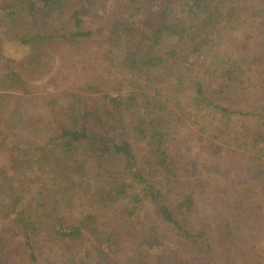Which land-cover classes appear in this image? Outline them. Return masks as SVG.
Wrapping results in <instances>:
<instances>
[{
	"label": "trees",
	"instance_id": "16d2710c",
	"mask_svg": "<svg viewBox=\"0 0 264 264\" xmlns=\"http://www.w3.org/2000/svg\"><path fill=\"white\" fill-rule=\"evenodd\" d=\"M96 1L2 0L0 9L17 19L22 4L31 23H66L54 34L36 30L31 41L62 36L79 42L92 34L83 29V21ZM151 1L118 0L124 8L132 3L131 12L113 20L116 30L105 41L110 54L106 65L125 71L130 89H123L122 80L107 92L114 79L101 75L99 81L66 92L62 103L50 97V115L42 122L41 114L36 121L41 124L34 129L40 131L39 141L17 134L15 125L24 121L18 104L5 118L10 124L1 134L16 139L12 146L27 156L38 154L28 166L24 160L0 166V206L7 209L9 223L0 229L22 235L29 249L20 258L23 264L37 261L35 237L43 220L23 203L32 163L46 167L67 194L82 196L80 220L59 214L46 228V237L65 248L61 264H144L134 256L149 254L169 256L171 264L201 255L204 264H222L236 255L264 264V240L245 238L257 235L252 224L264 209V184L259 188L264 182V75L259 82L250 79L243 68L247 56L221 48L226 40L219 35L243 8L264 24V0L255 6L246 0H156L159 6ZM141 11L143 24L132 26V17ZM22 42L25 46L27 40ZM18 74H3L2 85L10 81L14 88ZM252 89L259 94L255 98L249 97ZM185 136L202 145L205 158L199 151L185 154ZM246 142L254 152L245 169L229 170L225 162ZM201 160L212 167L219 164L217 175L203 174ZM22 183L24 188H18ZM3 191L9 202L1 197ZM41 200L40 191L38 206ZM110 211L120 215L99 219ZM127 226L130 243L145 250L126 252L120 240L127 236ZM2 234L0 264L10 258L6 252L11 248ZM102 248L118 258L106 260ZM17 253L14 249L13 257Z\"/></svg>",
	"mask_w": 264,
	"mask_h": 264
},
{
	"label": "rangeland",
	"instance_id": "374dc122",
	"mask_svg": "<svg viewBox=\"0 0 264 264\" xmlns=\"http://www.w3.org/2000/svg\"><path fill=\"white\" fill-rule=\"evenodd\" d=\"M121 1L123 2L125 0ZM260 1L262 0H258V2ZM151 2L157 6L160 5L156 0ZM1 4L2 0H0ZM246 4L248 6H255V4L259 3H257V0H246ZM21 5H19V13L21 15L17 19L7 18L2 14V10L0 9V166L4 168L21 160L27 162V165L33 162V158L38 155L36 153L32 155L33 152H31V155L27 156L25 152L12 146L11 143L16 139L5 138L1 134L7 128L6 124H10V122L6 121L8 119L5 120V118L8 113H11L15 109L16 104H18L17 109L22 114L21 117L24 120L23 123L15 125L17 134L29 142L39 141L41 139L39 135L40 131L37 132L34 129L41 126L40 123H36L41 114H43L42 122L50 115L49 112L52 109L47 105V100L50 97L57 96L58 102L62 103L66 100V92L83 87L84 84H88L91 80L99 81L101 75L105 78L112 77V80L114 79L113 84L111 86L109 85L111 89L107 91L114 92L112 88H119L117 82H121L127 74L123 70H118L117 66L111 68V66L106 65L108 64L107 61H110V54H108L106 48L108 47L106 44L108 42L105 41H107L111 32L116 30L114 29L115 25H113V20L128 15L131 12L132 3L127 2V6L124 8L121 7L118 0H97L94 2L83 21V29L90 30L92 34L81 38L79 42L67 40L62 38V36L35 42L29 40L30 36L36 30L40 32L48 31V33L52 32L54 34L58 32L61 24L66 25V23L60 21L59 23L51 25L50 21H46L41 25L40 22L42 20L37 21V24L31 23L30 20L24 17L26 11H24V7ZM141 13L142 11L132 17L134 20L132 21V26L139 27L143 24V21L139 19L142 15ZM239 16L237 20L228 22L225 27L222 26V34L219 35L226 41L222 44L221 48L226 46L231 50L232 54L247 56L246 58L249 60V63H245L243 68L249 74L250 79L253 78L254 82H259L262 81L264 75V24L262 23V19H260L261 17L256 19L251 18L252 16L246 8L240 10ZM246 17H248L247 20L245 19ZM23 39L27 40L24 44L25 46H22ZM11 70L19 73L18 79L20 82L14 88L10 87V81L4 80L5 85H2L4 79L3 74ZM109 70L110 73L105 75ZM122 87L124 90L127 87L130 89L126 80ZM25 88L26 91H23L22 89ZM80 92L83 93V90H80ZM258 95L252 89L249 97L255 98ZM251 104H254V102L252 101ZM33 124L35 127H33ZM184 140H186V144H183L184 147L182 146V148L185 150V154L188 155L192 152L199 151L203 153H199V155H203L205 158L204 148L199 142H193L191 136H185ZM235 150H240V152H232L233 156H231V160L229 158L225 164H227V167L231 171L232 166L245 169V164H247L250 154L254 150H251L249 142L243 145L241 144L239 149L235 148ZM238 153L240 154L238 155ZM200 163H203L204 168H206V172L204 171L203 174L207 175L212 172L211 176L212 174L217 175L216 168L219 167V164L218 166L212 167L210 164H206L205 160H201ZM28 170H31L29 174L32 182L29 183L30 191H24L25 198L23 199V203L25 202L24 204L29 206L30 211H33L36 216L43 219L40 224L42 230L35 237V253L37 256L35 264H61L66 254L65 248L62 246L59 247V245L55 246L46 237V228L48 224L55 221L56 216L59 214L75 221L80 220L83 215L80 210L82 196H76L75 193L71 196L69 192L67 194L62 189L60 184V186H56L61 181L53 180L52 173L46 167H41L40 169L38 163H32L31 168ZM263 184L264 182L260 183L259 188ZM18 185V188H24L25 186L24 183ZM40 191L42 193V200L41 205L38 206L37 199L38 192ZM7 196V193L4 191L1 193V197L9 202ZM210 207L208 205L207 208ZM6 210V208L0 206V227H7L6 224H9L7 214L5 215ZM119 215L120 213L118 211L104 212L100 213L99 219L107 217L108 220L111 217ZM206 216L210 217L209 214H206ZM255 219L256 221L252 224V230L257 235L249 233L245 238L251 241L254 238L256 243H261L264 240V209L261 210V213ZM107 220L106 223H110ZM196 223L198 224V221ZM210 223L211 225L213 224L212 221ZM4 227L0 229V233H3L2 242L9 244L11 248L6 252L10 258L7 261L5 260L3 264H23L20 258L28 256L29 249L24 246L22 235H15L16 230L10 232V230H5ZM128 228L127 226L125 229L127 236L120 240L123 247H127L126 252H136L137 249H144L143 245H133L130 243L131 238L129 237L130 232H128ZM211 233L213 235L216 234V230L212 229ZM174 245L176 244L174 243ZM186 247H189V244H186ZM14 249H18L17 257H13ZM101 255L106 260L118 258L115 253L113 255L111 251H107L105 248H102ZM90 256L94 258L95 253ZM135 257H142L140 259H144V264H171L169 260L171 258L169 256H160L159 259H156L150 254L148 256ZM184 257L182 258L181 264H204V256L202 255L197 256L193 261V256ZM217 258L223 259L222 256H217ZM247 258V256L245 258L238 255L229 256L222 264H250Z\"/></svg>",
	"mask_w": 264,
	"mask_h": 264
}]
</instances>
